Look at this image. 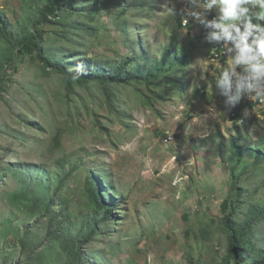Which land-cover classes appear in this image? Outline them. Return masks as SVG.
I'll return each mask as SVG.
<instances>
[{
	"label": "rangeland",
	"instance_id": "1",
	"mask_svg": "<svg viewBox=\"0 0 264 264\" xmlns=\"http://www.w3.org/2000/svg\"><path fill=\"white\" fill-rule=\"evenodd\" d=\"M44 1L0 0V19L18 35ZM77 4L101 10L94 33L75 36L69 23L76 15L65 12L42 28L45 53L70 70L93 73L89 60L134 59L151 69L167 50L186 51L188 65L155 82L153 92H107L68 83L35 57L22 58L0 86V264L263 263L264 221L245 238L238 263L226 260L231 244L222 205L234 202L239 225L262 205L264 102L245 90L240 102L227 103L216 81L230 58H212L215 41L204 39L211 29L190 14L203 9L188 0H129L121 13L116 0ZM179 17L188 25L177 27ZM5 49L0 38V53ZM231 79L234 94L237 77ZM239 111L245 120L236 125L231 114ZM235 143L243 162L232 178ZM255 150L258 161L250 157ZM89 176L116 209L107 222L92 209ZM22 191L30 196L23 203ZM95 216L98 231L81 249Z\"/></svg>",
	"mask_w": 264,
	"mask_h": 264
},
{
	"label": "trees",
	"instance_id": "2",
	"mask_svg": "<svg viewBox=\"0 0 264 264\" xmlns=\"http://www.w3.org/2000/svg\"><path fill=\"white\" fill-rule=\"evenodd\" d=\"M78 0H46L44 1L42 7L35 10V15L29 20V28L20 30L18 35L12 36L11 31L5 21L0 19V38L4 42L5 50L0 53V86L6 80V77L10 75H15L18 72L19 63L22 58L28 56L35 57L39 63L48 71H52L66 78L67 82H77L82 85L97 84L104 88L107 92L113 90L115 87H129L136 86L138 91L140 86L148 87L150 92L157 89L159 86L154 84L158 83L162 79H169L172 77L173 73L183 70L188 65V58L186 51L180 54H175L171 50H167L162 58L157 63H153L151 69H148V65H141L136 59L129 62H121L118 65L113 63H100L87 61L92 69H97L96 72H88V70H70L68 67L64 66L61 62H56L52 60L48 54L45 53L43 44L45 41V33L42 29L49 23H53V20L66 15V13H75L74 18L77 19L75 23H69V30L73 32L75 36L77 33H94L95 28L91 26L92 23L95 24L96 18L100 15V11L97 6H87L81 8L77 4ZM129 4V0H116V5L118 6V11L121 13L123 11L122 5ZM136 9L140 8L137 4L134 6ZM63 18V17H62ZM84 23H81V20ZM177 27H183L182 18L179 17L177 20ZM221 53V51H220ZM148 61L147 57H144ZM10 72V73H9ZM173 81L171 86L175 85ZM70 87V85H68ZM111 88V89H110ZM2 89H0L1 91ZM203 94V93H202ZM201 92H196L195 97L203 96ZM245 117L239 112H235V117L232 118L234 123L238 125L239 121ZM59 136L56 137V141ZM233 150L235 153V164L232 171V178L237 177L238 163L243 162V148L237 143L234 144ZM256 161L260 160L262 154L255 150L252 152L250 157H253ZM88 194L92 203V209L97 211V214L101 216V222H107L109 216L113 214L116 210L114 206H110L104 201L103 195L97 189V181L94 177H88ZM21 194V203L30 199L29 193L27 191L19 192ZM234 202L225 200L222 205V212L224 213L223 223L225 226V231L230 240V250L226 260L228 262L235 261L238 263V258L243 255L240 251V247L245 248V238L251 235L255 224H259L264 221V200L262 205L253 206L251 211L247 215V220L244 225H239L236 221L237 209L232 206ZM89 222V227L86 229V239L84 244L81 242V249L87 246L97 233V227L100 220L97 216L94 217L93 222ZM247 231V235L245 233ZM50 234V232H49ZM238 246V248H236ZM73 261L81 260L80 249L76 248L75 254L71 256ZM258 264H264L256 262Z\"/></svg>",
	"mask_w": 264,
	"mask_h": 264
},
{
	"label": "clouds",
	"instance_id": "3",
	"mask_svg": "<svg viewBox=\"0 0 264 264\" xmlns=\"http://www.w3.org/2000/svg\"><path fill=\"white\" fill-rule=\"evenodd\" d=\"M188 3L203 9V13L192 11L190 14L205 29H211L204 39L209 44L215 41L212 58L220 60L229 55V67L216 81L227 96V103L234 106L240 102L245 90L255 93L253 98L257 102H264V0H188ZM214 9L216 14L212 13ZM183 25L188 24L183 22ZM220 44L222 47L215 51ZM234 51L235 55H230ZM237 67L245 74L237 73ZM232 76L237 77L234 94Z\"/></svg>",
	"mask_w": 264,
	"mask_h": 264
},
{
	"label": "built area",
	"instance_id": "4",
	"mask_svg": "<svg viewBox=\"0 0 264 264\" xmlns=\"http://www.w3.org/2000/svg\"><path fill=\"white\" fill-rule=\"evenodd\" d=\"M223 44V43H222ZM222 44H220V46L218 47V48H215V51H218L219 50V48H221L222 47ZM224 48V47H223Z\"/></svg>",
	"mask_w": 264,
	"mask_h": 264
}]
</instances>
